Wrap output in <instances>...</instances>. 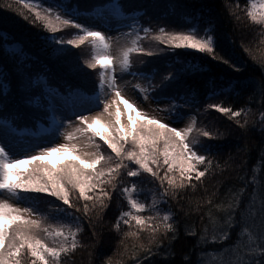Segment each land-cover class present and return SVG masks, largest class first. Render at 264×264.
Returning a JSON list of instances; mask_svg holds the SVG:
<instances>
[{
	"label": "snow or ice",
	"instance_id": "1",
	"mask_svg": "<svg viewBox=\"0 0 264 264\" xmlns=\"http://www.w3.org/2000/svg\"><path fill=\"white\" fill-rule=\"evenodd\" d=\"M18 2L29 9V14H20L44 30L38 39L63 61L69 74L87 77L91 76L88 69H95L98 78L91 89L69 85L61 92L54 90L45 78H35L29 70L30 65L22 59L12 58L11 71L0 64V264H64L77 249L85 246L80 238L84 219H87L93 243H99L103 238V216L114 193L126 199L128 208L119 211L111 229L119 233L122 225H127L129 231L124 232V236L134 237L147 232V246L142 243L140 248L147 255H153V246L159 251L158 246L165 242L169 230L175 231L174 223L170 222L174 213L167 209L161 215L159 205L173 200L179 205L183 193L196 188L197 182L203 185L202 178L213 171L210 141L223 133L214 130L211 124L200 123L198 126L197 115L201 111L207 115L209 110H215L246 130L248 121H242L240 117L246 116L249 109H234L223 102L207 103L202 110L196 108L200 103L199 95L187 80L189 74H194L191 67L173 68L157 82L155 68L133 70L130 54L154 56L179 47L205 53L235 70L226 84L217 86L214 79L207 82V99L212 100L225 92L238 94L250 89L249 96L255 98L258 95L262 108L264 74L258 79L245 76L237 63L220 54L211 19L203 35L196 26L179 31H169L167 25L159 26L154 39L168 48L145 49L138 41L142 34L147 35L152 29L140 25L138 17L141 13L147 15V6L128 11L117 0L108 19L103 11L105 5L94 6L91 12L101 22L93 25L78 19L89 12L81 10L74 0ZM4 6L12 7L9 3ZM175 7L185 5L178 0ZM231 14L239 20L235 11ZM246 17L264 30V0H249ZM187 18L191 19L190 16ZM124 19H130L132 23L120 24L119 21ZM113 21L117 23L114 25ZM98 27L104 30H97ZM65 28L76 30L70 39H65L61 32ZM122 28L127 31H121ZM113 29L117 40L130 38L132 47L123 46L118 54H111L113 38L107 32ZM85 42L92 46L93 55L83 59L79 54L73 55V48ZM13 50L21 51L19 47ZM203 70L202 67L195 68L197 72ZM124 74L147 82V88L139 83L133 87L139 89L145 100L155 95L158 101H163L162 105L158 102L155 109L162 115L145 114L136 106L135 100L125 98L123 93L130 82L123 81ZM39 84H43V89L38 91ZM101 105V111L94 112ZM113 107L114 112H110ZM193 108H196V114L186 113V109ZM105 113L114 119H103ZM125 114L126 122L122 121ZM186 115L187 123H184ZM24 119H50L51 130L45 136L25 139L28 130L18 123ZM181 123H184L183 127L174 126ZM252 126H258L264 132V110L259 111ZM85 135L95 149L91 153L78 151L80 145L76 141ZM61 137L63 142H57ZM96 138L103 143L97 142ZM49 144L52 146H47ZM17 155L21 158H15ZM144 173L149 174L153 184L148 189L151 202L140 199L145 191L140 183ZM261 189H264V183L255 174L244 179L243 186L231 192L226 204L216 206L223 213L220 219L213 217L217 234L210 240L206 235H200L194 247L201 241L204 245L221 244L230 247L234 253L226 264H264V191ZM23 192L46 193L55 200L47 201V214L41 216L39 200L29 201L31 207H20L13 202L25 199ZM245 196H248L247 200ZM144 211L153 214H140ZM49 219L55 223H49ZM62 219L69 222L63 223ZM133 221L135 231L131 230ZM233 228L238 229L236 240L231 246L224 245ZM191 234H197L195 228L191 229ZM144 258L141 255L134 264H142ZM184 259L185 264H201L199 253L195 261L190 253ZM101 264H112L111 257Z\"/></svg>",
	"mask_w": 264,
	"mask_h": 264
},
{
	"label": "trees",
	"instance_id": "2",
	"mask_svg": "<svg viewBox=\"0 0 264 264\" xmlns=\"http://www.w3.org/2000/svg\"><path fill=\"white\" fill-rule=\"evenodd\" d=\"M116 2L117 0H74L81 10H87L89 14L92 13L94 6L115 5ZM118 2L123 4L128 11L147 6V15L141 13L138 17L140 25L152 29L147 35L142 34L139 40V45L145 49H156L158 46L168 48V45L154 39L159 26L167 25L169 31L186 30L196 26L200 35H203V30L209 26L211 19L215 24L217 50L220 54L225 55L226 58L230 57L233 62L237 63L245 76L258 79L264 74V67H262L264 30L246 17V6L249 0H179L180 4L185 5L183 8L175 7L178 0H118ZM5 3L11 4L12 7H5ZM232 11L236 12L239 20L231 14ZM20 13L27 15L29 9L20 5L18 0H0V29L4 30L0 31V64L11 71L13 69L12 58L22 59L25 64L30 65L29 70L35 78H45L54 90L59 89L61 92L66 91L69 85L93 88V81L98 78L97 70L88 69L91 76L87 77L69 74L63 61L55 57L52 49L46 47L38 39L44 30L29 23ZM186 14L191 19L187 18ZM73 31L76 30L73 28L61 30L65 39H70ZM15 47H19L21 51H14ZM76 54H79L82 59L90 58L92 53L89 43L85 42L73 48V55ZM130 59L133 70L155 68L157 82L161 75H166L173 68L191 67L194 74H189L187 80L199 95L200 103L196 105V108L202 110L205 104L212 102H223L225 106L230 105L234 109L246 107L249 111L246 116L242 114L240 119L242 121L247 119L248 126L245 130L215 110H209L207 115L201 111L197 115L198 126L200 123L211 124L214 125V130L223 133L217 139L210 141L213 145L210 153L213 171L206 173L202 178L203 185L197 182L196 188L187 189L179 205L174 200L159 205L161 215H163V210L171 209L174 219L170 222L175 225V231L169 230L165 242L158 246L159 251L156 246H153V255L149 256L144 249L140 248L142 243L147 246V232H142L140 237H134L124 236V232L129 231L127 225H122V231L119 233L111 229L110 225L115 221L119 211L128 208L126 199L114 193L103 216L102 240L99 243H93L87 219L82 220L84 231L80 238L85 246L77 249L73 257L66 259L64 264H101L109 257H111L112 264H134V261L141 255L145 257L142 264H185L184 257L189 253L192 261L197 259L199 253L201 264H226L234 257L230 247L213 243L204 245L203 241L197 247L194 245H197L200 235H206L210 240L212 235L217 234L218 228L214 231L213 217L220 219L223 213L216 206L226 204L231 192L243 186L244 179L255 174L258 180L264 183V159H262L264 158V132L258 126H252V122L258 119L259 111L264 110L259 96L255 98L249 96V89L238 94L225 92L213 97L212 100L207 99L209 91L207 82L214 79L217 86L226 84L235 70L191 48H173L171 51L154 56L133 52ZM196 67H202L204 70L197 72ZM42 89L43 84H39L37 90ZM196 108L186 109V113L196 114ZM18 123L21 128L28 124L38 127L41 123L47 125L48 119H24ZM103 147L107 148V145L104 144ZM108 152L111 150L108 149ZM121 178H124L123 175ZM150 179L147 173L140 178V183L145 189L140 196L141 202H151V193L148 189L152 188L153 184ZM248 191L250 194L251 187ZM24 193L26 194L23 199L25 207L32 206L29 201H40L38 207L41 216L47 214V201L55 200V197H50L46 193ZM259 194L258 191V196ZM244 199L247 200L248 196ZM140 214L152 215L153 213L144 211ZM48 222L55 223L51 219ZM62 222L68 223L69 221L62 219ZM134 225L133 221L132 231L136 230ZM192 228L196 229V235L191 234ZM237 230V228L232 229L231 237L224 241V245H233ZM222 247L223 251H220Z\"/></svg>",
	"mask_w": 264,
	"mask_h": 264
},
{
	"label": "rangeland",
	"instance_id": "3",
	"mask_svg": "<svg viewBox=\"0 0 264 264\" xmlns=\"http://www.w3.org/2000/svg\"><path fill=\"white\" fill-rule=\"evenodd\" d=\"M33 2H35V0H33ZM45 2H47V0H45ZM114 6L115 5H112V4H110L108 6H104L103 11L105 13V19L109 18L110 10L113 9ZM97 10H99V9H97ZM78 19L80 21L85 22L86 24H93V25H98L101 22L93 13L88 14V15H82ZM116 23H117L116 21H113L114 25ZM119 23L122 25H128V24H131L132 21L130 19H124V20H120ZM139 24H140V22H139ZM97 30L103 31L104 29L98 27ZM121 31H127V29L122 28ZM107 35H109L113 38L112 43H111V54H113V55L118 54L120 47H123V46L132 47L130 38H121V39L117 40L116 39L117 33L114 29L112 31L107 32ZM138 43H139V41H138ZM89 46L91 47V53L93 55L92 46L90 44H89ZM123 81H129L130 82L129 85L127 86V88L125 89L124 93H123L126 99H129L130 101L135 100L136 106L138 108H142L143 113H145V114H149V115L156 114L158 117L160 115H162V113H156L155 109H156V104L159 102L162 105L163 101H158L155 97H153L152 99L145 100L144 96L139 93V89H135L133 87V85L139 83L142 87L147 88V82L145 80L133 79L132 76L124 74ZM123 81H121V83H123ZM102 107H103V105H101L99 108L94 109V112L101 111ZM123 107H124L123 103L121 102V109L122 110H123ZM114 110H115L114 107L109 109L110 112H114ZM56 115L59 116L60 114L56 113ZM102 118L105 120H110V119H114V116L110 117L107 113H105ZM122 121L126 122V114L124 116H122ZM184 123H187V115L185 117ZM184 123H181L179 125H174V126L183 127ZM50 125H51L50 119H48L47 125H43L41 123L38 125V127H34L33 125L28 124L25 127H23V128H26L28 130L27 132H25L24 138L25 139H35L37 137L45 136L51 130ZM96 139H97V142H100L99 138H96ZM57 142H63V138L61 137L60 140ZM76 142L80 145V148L78 149V151L81 153H91L95 150L94 147H92L88 143L86 135L79 137ZM47 146H52V145L49 144ZM15 158H21V156L17 155ZM22 195L24 197L26 196V194L24 192L22 193ZM3 198H7V196H3ZM13 202L18 204L20 207H25L23 199H17V200H14ZM33 218H36V217H33ZM245 239H246V236H245Z\"/></svg>",
	"mask_w": 264,
	"mask_h": 264
}]
</instances>
